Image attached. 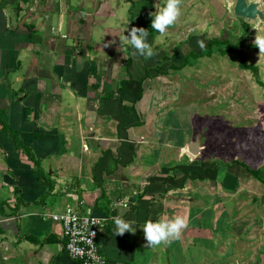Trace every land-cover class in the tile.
Segmentation results:
<instances>
[{
  "label": "crops",
  "instance_id": "obj_1",
  "mask_svg": "<svg viewBox=\"0 0 264 264\" xmlns=\"http://www.w3.org/2000/svg\"><path fill=\"white\" fill-rule=\"evenodd\" d=\"M157 3L163 0H0V110L13 131L0 129V264H80L50 219L67 204L108 219L98 236L107 264L249 263L245 231L257 219L241 204L261 203L263 178L239 160L215 158L204 141L189 153L198 125L189 123L181 140L170 135L183 95L177 74L160 70L186 63L182 50L170 48L174 38L164 39L179 21L164 36L151 28ZM134 27L148 31L153 71L121 46ZM184 91L195 89L189 83ZM125 198L128 207L120 205ZM226 211L240 227L218 228ZM177 215L188 224L181 239L145 248V222ZM114 216L133 221L135 234L115 236Z\"/></svg>",
  "mask_w": 264,
  "mask_h": 264
},
{
  "label": "rangeland",
  "instance_id": "obj_2",
  "mask_svg": "<svg viewBox=\"0 0 264 264\" xmlns=\"http://www.w3.org/2000/svg\"><path fill=\"white\" fill-rule=\"evenodd\" d=\"M260 10L264 16V7ZM261 19L264 20V17ZM178 21L179 30L174 34L167 33L166 36H169L164 39L174 38L170 48L175 54L182 50L184 54L180 59L186 65L181 69L174 65L168 72L161 66L160 70V74H177L174 87L183 95V100L177 104L182 117L176 124L178 128L175 132L170 131V135L181 140L189 123L198 125L194 140L200 138L204 141L205 150L228 163L239 160L245 167L258 170V176L261 174L264 179V62L257 65L259 50L253 47L257 32L252 28L261 21L235 16L233 8L228 12L225 0L182 3ZM195 21L198 25L194 24ZM187 22H192V25L189 31H184ZM225 35L228 42L223 40L208 44L209 40ZM195 38L197 44L193 42ZM198 40H205L203 47L198 45ZM230 44L244 53L245 63L255 66L256 72L240 67L239 58L228 49ZM163 51L170 53L166 47ZM171 60L170 55L166 56L165 66ZM141 64L149 71L156 68L146 63L145 58ZM189 83L195 89L192 94L184 91ZM214 200L218 199L215 197ZM260 202L258 206L241 204L243 213L255 214L257 219L256 225L245 231L248 236V264H264V197ZM212 210L209 207L208 214ZM229 213L234 214L233 211H226L217 220L218 228L241 226L239 221L232 220Z\"/></svg>",
  "mask_w": 264,
  "mask_h": 264
},
{
  "label": "clouds",
  "instance_id": "obj_3",
  "mask_svg": "<svg viewBox=\"0 0 264 264\" xmlns=\"http://www.w3.org/2000/svg\"><path fill=\"white\" fill-rule=\"evenodd\" d=\"M234 0H225V7L228 12L232 11ZM181 5L182 0H163V4L157 3L155 5L156 11L150 13L152 18L151 28L154 32L159 33L160 36H164L167 30L174 26L178 18L181 15ZM257 5V11L264 7V2L262 0H257L254 4ZM255 19H259L261 22L256 23L254 30H256L257 35L253 41V47L259 50V65L264 62V20L257 16ZM148 31L144 28H132L128 36H123L120 38L121 46L127 44L131 46L132 55H139L145 59H151L156 53L153 47L147 42ZM159 38V37H157ZM200 47L204 46L203 41H198ZM120 51V49H118ZM128 49L125 48L124 51ZM90 58L91 53L87 54ZM121 205H127V198L120 202ZM114 222V235L123 236L125 233L135 234L133 229V221H126L121 216L112 217ZM188 227L187 221L182 216H174L173 218L162 217L156 222L148 220L143 225L144 239L146 240L145 248H155L161 244H170L175 240H180L183 231Z\"/></svg>",
  "mask_w": 264,
  "mask_h": 264
},
{
  "label": "built area",
  "instance_id": "obj_4",
  "mask_svg": "<svg viewBox=\"0 0 264 264\" xmlns=\"http://www.w3.org/2000/svg\"><path fill=\"white\" fill-rule=\"evenodd\" d=\"M68 195L79 204H83L73 192ZM128 205L127 200V205L121 206ZM50 219L61 224L63 249L70 258L79 261L80 264H107L98 247V236L105 229L107 218L88 211L81 213L67 204L62 212L51 214Z\"/></svg>",
  "mask_w": 264,
  "mask_h": 264
},
{
  "label": "trees",
  "instance_id": "obj_5",
  "mask_svg": "<svg viewBox=\"0 0 264 264\" xmlns=\"http://www.w3.org/2000/svg\"><path fill=\"white\" fill-rule=\"evenodd\" d=\"M223 40H225L226 42L229 41L228 38H227V36L225 35V36H222L221 38H215V39L209 40L208 44L209 45H212L213 42L223 41ZM228 49L231 50V52H232V54L234 56H236V57L239 58V65H240L241 68H243V69H251L253 72H256L255 66L248 65V64L245 63V56H244V53L241 50L233 47L232 44H230V46L228 47ZM223 51H228V50H223ZM123 91H124V82H122V85L120 87V95L123 94ZM141 95H142V88L140 87L137 95L134 98V101H137L141 97ZM4 117H5L4 112L0 110V129L3 130L4 132H8V133H12L13 134V131L10 128H8V126H7V124H6L5 120H4ZM15 137H17V136H15ZM13 140H14V137H13ZM16 147L18 149H21L22 152L25 153V154H27L29 156V158L32 159L34 162H37L33 158V156L31 155L30 150L27 148V146H25V144H22L20 141L16 140ZM247 169L250 171V173L252 174V176H254L255 178H257L259 180L261 179V177L258 176V174H259V171L258 170H251L249 168H247ZM39 174H40L41 180L43 179V181L48 182L47 180H44L43 175H42L43 172L41 170H40ZM263 181H264V179H263Z\"/></svg>",
  "mask_w": 264,
  "mask_h": 264
},
{
  "label": "water",
  "instance_id": "obj_6",
  "mask_svg": "<svg viewBox=\"0 0 264 264\" xmlns=\"http://www.w3.org/2000/svg\"><path fill=\"white\" fill-rule=\"evenodd\" d=\"M183 2V0H182ZM256 2L251 0H235L233 4V13L235 16L246 18V19H255L257 16L263 18L262 11H257L258 6L254 5ZM200 138H196L194 141L190 142L187 147L188 151L191 154H197L199 152L198 146L200 144Z\"/></svg>",
  "mask_w": 264,
  "mask_h": 264
}]
</instances>
